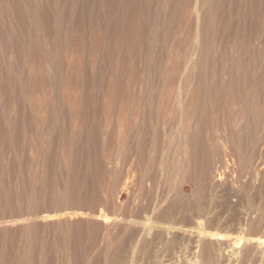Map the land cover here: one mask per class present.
<instances>
[{"label": "rangeland", "instance_id": "374dc122", "mask_svg": "<svg viewBox=\"0 0 264 264\" xmlns=\"http://www.w3.org/2000/svg\"><path fill=\"white\" fill-rule=\"evenodd\" d=\"M83 5L0 0V264H264V0Z\"/></svg>", "mask_w": 264, "mask_h": 264}, {"label": "bare ground", "instance_id": "6f19581e", "mask_svg": "<svg viewBox=\"0 0 264 264\" xmlns=\"http://www.w3.org/2000/svg\"><path fill=\"white\" fill-rule=\"evenodd\" d=\"M106 1V7L108 8V12L110 11L109 9L113 10L114 13V17H113V21L111 24V34L107 40V49L108 50H118L117 52H120L121 50H133L134 49V45L136 44V39L139 38L138 33L140 32L137 31L136 27L139 29V27L141 26V24H139V19H138V9L136 8L137 4H139V0H104ZM145 1V0H143ZM140 3H143L140 1ZM100 0H84V8H88L90 7L91 12L93 11L94 7L98 10H100ZM141 5V4H140ZM139 5V6H140ZM143 6L145 5V3L142 4ZM141 5V6H142ZM140 6V7H141ZM141 7L144 9V7ZM140 8V10H142ZM107 12V13H108ZM112 13V15H113ZM143 12H141L142 14ZM83 17H85L82 13H80ZM89 15V14H88ZM111 15V14H110ZM99 17L97 12H93V16H92V20L89 22H91V30L92 33L90 34L91 37V41H92V45H93V50H96V46L98 48V50H101V38H99V26L101 27L102 25H99L98 23H100L102 20L100 19L98 22L97 17ZM111 17V16H110ZM140 17V16H139ZM198 19L196 21V25L199 28V37L201 36V39L203 38V31H202V27L205 21V18L202 16H197ZM214 17V16H213ZM216 17V16H215ZM257 17L256 20L261 21V17L259 15V11L256 12V16ZM91 18V17H89ZM128 19V20H127ZM211 17L207 18V21L210 20L211 21ZM214 19V18H213ZM143 20V19H142ZM79 21V20H78ZM209 21V23L205 26L204 31H206L205 29L209 26H211V22ZM80 22V21H79ZM98 22V23H97ZM206 22V21H205ZM103 24V22H101ZM141 23V22H140ZM140 25V26H139ZM143 26V25H142ZM141 26V27H142ZM140 27V28H141ZM142 29V28H141ZM145 29V33H146V28ZM143 29V30H144ZM100 32V31H99ZM144 32V31H143ZM140 34V33H139ZM142 31H141V35H142ZM137 35V37H136ZM136 38V39H135ZM75 45V44H74ZM136 48V47H135ZM120 50V51H119ZM136 50V49H135ZM125 52V51H124ZM132 52V51H131ZM123 53V52H122ZM94 54V52H93ZM130 54V53H129ZM128 54V55H129ZM91 56V55H89ZM117 57H119L118 55H116L115 61L117 63ZM121 57V56H120ZM119 62V61H118ZM121 63V62H120ZM124 64V63H123ZM128 67V65H127ZM128 79L123 80L121 83L123 84V91L121 89L117 88V91L114 90V83L113 80H107L105 81L104 85H103V96L110 102L112 103V99L116 98L117 101V97H118V102H113L114 105H117V103H119V99L120 102L123 101V103L125 102L122 97L126 98V93H128V90L126 89V84H127V88L130 87L128 83H130V81L127 82ZM202 82L201 83H197L191 90H189L188 95L185 98V105H183V112H187L186 114H188V111L191 110V112H195L198 109V102L201 99L204 100H208L207 96L204 91L206 88V82L204 79H201ZM212 81V80H211ZM210 82V81H209ZM120 84V85H121ZM209 85V83H208ZM214 85V83H213ZM116 86V85H115ZM122 86V85H121ZM209 87V86H208ZM116 88V87H115ZM121 88V87H120ZM96 89V86L94 87V90ZM216 89H218L216 87ZM209 90V89H208ZM221 90V89H220ZM78 91V90H76ZM122 91V92H121ZM94 92V91H93ZM126 92V93H125ZM209 92V91H208ZM209 94V93H207ZM217 94V93H216ZM219 94V93H218ZM217 94V95H218ZM221 94V93H220ZM118 95V96H117ZM129 95V94H128ZM220 96V95H219ZM209 97V96H208ZM216 98V97H215ZM219 98V97H218ZM260 98H262V95L260 94ZM104 99V98H103ZM122 99V100H121ZM127 100V99H125ZM212 100V99H211ZM220 100V99H219ZM262 100V99H261ZM231 101V100H230ZM259 102V101H258ZM116 103V104H115ZM122 103V102H121ZM223 103V102H222ZM107 104V105H108ZM126 104V103H125ZM186 104H187V111H186ZM203 104V103H202ZM106 105V107H107ZM111 105V104H109ZM120 106L124 105V104H120ZM118 105V106H119ZM110 107V106H109ZM197 108V109H196ZM264 108V107H263ZM125 109V108H124ZM263 110V109H262ZM260 111V110H259ZM264 111V110H263ZM120 112V111H119ZM122 112V111H121ZM190 112V111H189ZM194 114V113H193ZM93 171V170H92ZM171 208V207H170ZM169 208V209H170ZM173 209V208H172ZM76 216V215H75ZM71 217V216H68ZM105 216H98L97 221H101L103 223H106L105 221ZM70 220L65 221L64 223H70ZM217 238L221 239V236L223 235H217ZM237 236V235H236ZM212 237V236H211ZM213 239V238H212ZM255 239V238H254ZM218 240V239H217ZM244 241L243 239L238 240L237 242H234L235 244H240V242ZM255 241V240H254ZM261 241H264V238L261 239ZM233 242V241H232ZM260 242V241H259ZM258 243V242H257ZM263 243V242H262Z\"/></svg>", "mask_w": 264, "mask_h": 264}]
</instances>
